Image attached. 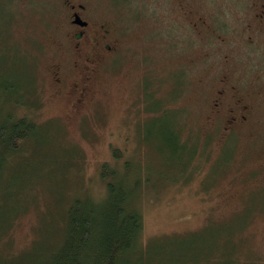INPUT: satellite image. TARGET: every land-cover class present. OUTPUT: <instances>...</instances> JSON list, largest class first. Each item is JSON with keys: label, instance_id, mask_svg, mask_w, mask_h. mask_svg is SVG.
I'll return each mask as SVG.
<instances>
[{"label": "rangeland", "instance_id": "1", "mask_svg": "<svg viewBox=\"0 0 264 264\" xmlns=\"http://www.w3.org/2000/svg\"><path fill=\"white\" fill-rule=\"evenodd\" d=\"M35 1L43 3L0 0V57L8 65L14 61L20 86L23 65L32 62V107L41 125L40 141L8 175L22 178L5 203L17 208L3 218L1 256L7 252L20 262L33 244L52 248L67 197L104 194L100 167L106 161L119 170L139 167L135 174L143 185L134 204L142 213L140 241L153 264H264V41L252 56L247 46H229L240 49L238 69L255 79L258 95L252 124L224 138L210 124L207 105L224 51L203 44L173 0H117L104 9L121 39L92 71L75 110L71 81L79 82L81 69L74 71L67 47L52 39L59 34L50 28L45 0ZM203 9L196 0L192 11ZM178 81L182 88L174 96ZM23 91L19 97L29 98L32 92ZM157 100L173 109L153 111ZM185 113L180 135L193 147L186 166L188 149L171 151L156 128Z\"/></svg>", "mask_w": 264, "mask_h": 264}, {"label": "trees", "instance_id": "2", "mask_svg": "<svg viewBox=\"0 0 264 264\" xmlns=\"http://www.w3.org/2000/svg\"><path fill=\"white\" fill-rule=\"evenodd\" d=\"M32 1L36 4L43 3ZM50 1L52 2L45 0L44 5L49 9L50 28L55 30L50 12L54 6ZM6 60V56L0 57V235L6 228V224L2 225L3 218L12 211V215L16 213L17 205L6 209L5 203L13 200H10L13 198L10 195L14 194L13 190L22 178L19 176L17 180L11 181L8 175L16 169L19 160H27L28 155L25 153H29L28 147H31L32 143L40 141L41 128L40 123L35 120L36 110L32 107H37L33 104L34 85L32 90L30 87L35 83L32 62L23 65L26 74L23 71L25 80L20 86L16 81L18 71L14 61L8 65ZM181 83L178 81L174 85V88L178 87L174 96L182 88ZM21 89L24 94L25 91L29 94L32 92L30 97H19ZM144 89L148 100L151 96L149 86ZM169 108L173 109L157 100L153 111H166ZM161 123V126L156 127L157 133H160L157 137L159 136L171 151L187 148L189 156H186V166L190 154H193L191 143L187 145L180 135V126L186 123V118L179 115L172 125L168 120ZM112 153L115 157L119 156L116 148H113ZM115 166L111 167L106 161L101 164L100 176L104 181V194L100 197L94 198L89 194L67 197L62 208V218L57 221L61 223L60 237L57 242L52 243V248L46 251L39 245L42 243L33 244L30 253L28 251L20 262L17 257L7 255V252L1 256L0 251V264H153L152 258L146 254L148 246H143L140 241L142 213L134 204L138 188L143 185L135 174L139 167L135 170H119Z\"/></svg>", "mask_w": 264, "mask_h": 264}, {"label": "flooded vegetation", "instance_id": "3", "mask_svg": "<svg viewBox=\"0 0 264 264\" xmlns=\"http://www.w3.org/2000/svg\"><path fill=\"white\" fill-rule=\"evenodd\" d=\"M52 2L54 7H51L53 11L50 12L55 18L53 23L56 33L59 34L52 39L56 44L67 47V63H72L74 71L78 67L81 69L79 82L71 81L74 93L71 101L75 110L87 96L92 71L115 52L121 32L114 17L104 12L113 3L110 0ZM173 2L177 9L182 10L183 15L190 16L188 24L201 34L203 44L217 45L224 51L218 61L216 75L212 78L215 87L207 100L208 117L213 129L219 127L225 138L238 128L251 125L258 95L255 91L257 82L252 76L247 78L238 69L240 62L236 52L240 49L233 50L229 46H247L251 56L252 49L255 52L259 50L264 41V0H202L204 9L201 12L192 11L196 0ZM54 80L58 83L62 81L58 76ZM257 137L258 132L255 131V141Z\"/></svg>", "mask_w": 264, "mask_h": 264}]
</instances>
